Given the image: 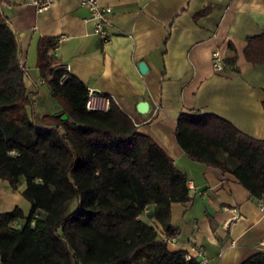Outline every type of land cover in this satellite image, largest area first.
Instances as JSON below:
<instances>
[{"label":"trees","instance_id":"16d2710c","mask_svg":"<svg viewBox=\"0 0 264 264\" xmlns=\"http://www.w3.org/2000/svg\"><path fill=\"white\" fill-rule=\"evenodd\" d=\"M17 44L0 5V179L13 189L24 182L30 202L26 215L17 207L0 213V264H196L167 247L171 204L189 199L186 174L113 99L107 112L87 110L86 86L72 75L60 82L58 67L45 107L27 90ZM55 45L38 40L42 76L56 63ZM230 49L225 61L237 72ZM244 55L264 64V33L247 39ZM229 128L214 114L181 112L175 136L191 159L232 174L260 199L264 138L228 136ZM150 205L158 225L142 218ZM240 264H264V251Z\"/></svg>","mask_w":264,"mask_h":264},{"label":"crops","instance_id":"0c3cea01","mask_svg":"<svg viewBox=\"0 0 264 264\" xmlns=\"http://www.w3.org/2000/svg\"><path fill=\"white\" fill-rule=\"evenodd\" d=\"M6 2L1 10L17 36L32 97L50 98L55 69L70 64L72 76L111 95L138 131L153 138L193 181L189 199L171 204L170 251L196 246L207 264H240L264 251L259 199L232 174L191 159L175 136L177 118L187 112L228 121V136L244 132L264 138V64L244 55L247 39L264 33V0H100L112 9L107 42L93 32L80 0H55L43 11L18 0ZM40 37L56 39L51 51L56 63L44 76L36 66ZM230 46L238 71L226 61L222 71H215L211 50L219 48L226 60L233 54ZM140 61L146 72L140 71ZM142 100L148 102L146 112L137 109ZM24 185L13 189L0 179V213L16 207L29 212ZM148 222L158 223L152 217ZM158 236L166 238L161 227Z\"/></svg>","mask_w":264,"mask_h":264},{"label":"built area","instance_id":"2783aa9c","mask_svg":"<svg viewBox=\"0 0 264 264\" xmlns=\"http://www.w3.org/2000/svg\"><path fill=\"white\" fill-rule=\"evenodd\" d=\"M23 4L31 5L36 11H43L49 8L55 0H18ZM82 6H84L89 12V19L93 21V32L100 36L103 42H107L110 39L111 33L110 27V12L112 9L109 5L101 4L100 0H80ZM7 4L6 0H0V5ZM212 66L215 71H222L225 67V60L222 52L219 48L211 50ZM23 65V64H21ZM58 68L63 71L60 82L66 81L71 73L70 64L58 65ZM114 98L101 92L95 88L87 87L85 108L90 111L107 112L110 108L111 100ZM115 101V100H114ZM187 187L189 190H195L196 187L191 179L187 180ZM262 210H264V196L259 199V203ZM148 209H144L143 214L147 213ZM264 243V242H262ZM185 260L189 261L194 259L196 264H207V258L203 254V250L196 246L190 245L189 250L185 251Z\"/></svg>","mask_w":264,"mask_h":264},{"label":"water","instance_id":"95a60500","mask_svg":"<svg viewBox=\"0 0 264 264\" xmlns=\"http://www.w3.org/2000/svg\"><path fill=\"white\" fill-rule=\"evenodd\" d=\"M138 67L140 69V71L143 73V72H146L147 71V65L144 61H140L139 64H138ZM137 109L140 110V112H146L147 109H148V102L147 101H139L137 103ZM63 117H65V115H63Z\"/></svg>","mask_w":264,"mask_h":264},{"label":"rangeland","instance_id":"374dc122","mask_svg":"<svg viewBox=\"0 0 264 264\" xmlns=\"http://www.w3.org/2000/svg\"><path fill=\"white\" fill-rule=\"evenodd\" d=\"M47 86H49V85H47ZM43 99H44V104H43V105H44L45 107H48L47 104H48L49 101H50L49 98H48V96L43 97ZM51 106H52V105H51ZM38 109H40L41 111L43 110L42 106H39ZM53 184H54V180L51 179V181H50V185L53 186ZM146 209H147V208H146ZM148 214H149V210L147 211V213H144V214L142 213V218L145 219L146 221H149V216H148ZM18 224H19V221H18V223L12 221V225H14V226H18Z\"/></svg>","mask_w":264,"mask_h":264}]
</instances>
